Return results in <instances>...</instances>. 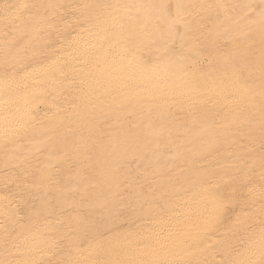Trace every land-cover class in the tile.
Wrapping results in <instances>:
<instances>
[{"label":"snow or ice","instance_id":"snow-or-ice-1","mask_svg":"<svg viewBox=\"0 0 264 264\" xmlns=\"http://www.w3.org/2000/svg\"><path fill=\"white\" fill-rule=\"evenodd\" d=\"M0 185V264H264V0H0Z\"/></svg>","mask_w":264,"mask_h":264},{"label":"bare ground","instance_id":"bare-ground-1","mask_svg":"<svg viewBox=\"0 0 264 264\" xmlns=\"http://www.w3.org/2000/svg\"><path fill=\"white\" fill-rule=\"evenodd\" d=\"M58 2L72 3V2H79V0H58ZM153 2H164V3H167V2H174V0H153ZM38 106L41 109V111L38 113V117H39V119L43 120L44 117H45V112L47 111V106L45 104H43V103H40ZM46 127H52V126H47L46 125ZM59 131H61V130H56V133H54V134H58ZM38 138H42V137H38ZM3 194H4V190H3L2 185H0V196H2ZM209 243H211V240L209 241ZM204 256L208 260H211L212 259L211 251L205 252Z\"/></svg>","mask_w":264,"mask_h":264}]
</instances>
